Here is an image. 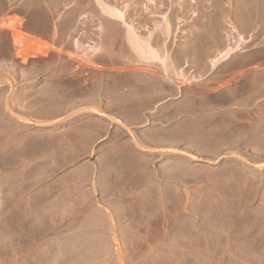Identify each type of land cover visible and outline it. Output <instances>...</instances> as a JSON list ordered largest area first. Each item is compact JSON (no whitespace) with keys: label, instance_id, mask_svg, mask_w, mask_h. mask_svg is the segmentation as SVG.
Listing matches in <instances>:
<instances>
[{"label":"rangeland","instance_id":"obj_1","mask_svg":"<svg viewBox=\"0 0 264 264\" xmlns=\"http://www.w3.org/2000/svg\"><path fill=\"white\" fill-rule=\"evenodd\" d=\"M106 1L119 8L129 5L128 16L142 24L147 20V26L161 20L162 14L173 15L172 24L178 22L173 24L171 41L168 38V50L178 68L196 78L184 83L172 79L175 93L183 92L182 102L172 100L173 109L177 121L189 124L191 148H176L165 156L186 159L188 172L174 175L167 207L158 208L154 222L147 226L157 239L155 254L91 255L87 246L91 240L86 238L92 233L91 225L43 223L41 176L27 175L32 169L9 163L5 147L11 145L0 142V264H264V0ZM153 1L156 13L145 9ZM96 3L0 0V15L15 21L12 31H0V93L9 89L7 98L12 93L14 99L10 105L4 103L5 94L0 97V136L26 137L25 147L36 148L34 152L41 149V87H60L65 89L62 98H71L73 91L72 98L85 100L91 95H77L76 89L104 83L102 72L140 71L141 82L129 78L125 90L141 95L155 93L157 82L166 78L161 68L132 63L131 53L120 41L101 50L102 57L89 58L76 51L74 38L85 45L116 35V21ZM232 30L247 42L212 66L210 59L228 45ZM146 32L143 27L142 33ZM230 135L233 148L215 156L208 138ZM23 186L35 191L27 201L11 200L4 191ZM142 228L133 225L135 232ZM71 234L79 238L62 248L70 243L64 237Z\"/></svg>","mask_w":264,"mask_h":264},{"label":"crops","instance_id":"obj_2","mask_svg":"<svg viewBox=\"0 0 264 264\" xmlns=\"http://www.w3.org/2000/svg\"><path fill=\"white\" fill-rule=\"evenodd\" d=\"M13 22L12 16L0 15V31H12ZM102 73L104 83L76 89L77 95H91L85 100L72 98L73 91L71 98H62L65 89L60 87H41V149L37 152L25 147L26 137L3 133L0 142L11 145L5 147L9 163L32 169L27 175L41 176L43 223L91 225L92 233L86 236L91 240L87 244L91 255L149 257L155 254L157 239L147 226L154 222L158 208L167 207L174 175L188 172L183 157L180 161L165 157L176 148H191L189 124L177 121L173 109L172 100L182 102L183 92L175 93L168 77L157 82L152 95L127 92L126 80L138 79V70ZM7 92L0 97L5 94L4 103L12 105L13 94L9 100ZM208 140L215 156L233 148L231 135ZM19 143L24 146L16 147ZM4 191L18 201H27L35 192L24 186ZM136 224L143 225L140 232L133 231ZM64 238L70 243L62 248L79 237Z\"/></svg>","mask_w":264,"mask_h":264},{"label":"bare ground","instance_id":"obj_3","mask_svg":"<svg viewBox=\"0 0 264 264\" xmlns=\"http://www.w3.org/2000/svg\"><path fill=\"white\" fill-rule=\"evenodd\" d=\"M118 1V0H116ZM134 1V0H133ZM152 1V0H151ZM96 2V1H95ZM115 2V0L113 1ZM150 2V0H149ZM162 2V1H161ZM97 3L100 5L101 7V11H103L104 15H108L110 19H113L115 22V25H116V28L114 26V31H116V35L115 36H110V37H106V39L100 41V42H95L93 44H85V45H82L79 43V41H77V39L74 38L73 40V43L72 45H74L76 51H80L83 55H86L90 58L91 56H95L97 57L96 55H100V51L103 50V51H107L108 50V47H110V44H112L113 42L115 41H120L122 43V45L124 47H126L128 49V51L131 53V56L133 58V61L132 63L136 64V65H142L143 66H148V67H158L161 68V71H162V74L164 73V75H166V77L170 78V79H173V78H177V80H181L183 83L184 82H188V81H191L193 79H196L193 75H190L188 72H185L184 68H178L177 66V63L174 58L172 57V55L170 54V51L168 50L169 47H167V41L170 40L169 36L170 34L172 33L174 35V26L173 24L178 22L177 20L172 24V20H173V15L172 17H168L165 14H162V18L161 20H153L151 19V21L153 22L152 26H147V20H145V24H142V23H139V22H136L134 21V19H132L131 16H128V7L129 5H125L124 8H119L117 6H114L111 5L110 3H108L106 0H97ZM96 3V4H97ZM118 3V2H117ZM153 5L152 7H148V5H146L145 9L146 11L148 10V12H154L156 13L157 12V2L153 1L152 2ZM163 3V2H162ZM133 4V3H132ZM141 4V3H140ZM158 5H162L161 3L158 4ZM157 6V7H156ZM99 7V6H98ZM99 7V8H100ZM130 7V6H129ZM144 9V10H145ZM157 9V10H156ZM160 9V7H159ZM156 10V11H155ZM224 11V10H222ZM168 14V13H167ZM73 15V14H72ZM75 15V14H74ZM130 15V14H129ZM170 15V14H169ZM170 15V16H171ZM177 15V13H176ZM74 17V16H73ZM131 17V18H129ZM151 18V16H150ZM172 18V20H171ZM131 19V20H130ZM103 20V19H102ZM101 20V21H102ZM105 20V19H104ZM109 20V19H108ZM107 20V21H108ZM141 20V19H140ZM71 21V19H70ZM148 22H150V19H148ZM72 23V22H71ZM70 22L69 24L72 25ZM104 23V22H103ZM102 23V24H103ZM112 24V23H111ZM108 25V23H107ZM176 26V24H174ZM222 25V24H221ZM220 25V26H221ZM172 26H173V30H172ZM195 26V25H194ZM215 26V25H213ZM223 26V25H222ZM104 27V26H103ZM102 27V29H103ZM144 27V29L147 30L146 34H143L142 33V28ZM182 27V26H181ZM217 27V26H216ZM148 28V29H147ZM180 28V27H179ZM219 28V27H217ZM108 29V28H107ZM177 29V28H176ZM175 29V31H176ZM213 29H216L215 27ZM179 29H177L178 31ZM181 30V29H180ZM220 30V28H219ZM215 31V30H214ZM212 31V36H213V33H216ZM176 33V32H175ZM229 33V32H228ZM227 33V34H228ZM219 34V33H218ZM226 34V33H225ZM217 35V34H216ZM216 35L214 37H216ZM162 36L163 40L160 42L159 41V37ZM218 36V35H217ZM173 37V36H172ZM210 37V36H209ZM224 37H227L224 36ZM228 39H229V43L226 47H224V49L222 51H219L217 52L216 56H214L213 58L210 59V63L212 66H216L220 61L222 60H225L226 58H228V56L231 54V52H233L235 49H238L241 47V45L244 43V42H247L246 39H244V37L242 35H239V36H235L234 34V30L231 31V33L228 34ZM169 38V40H168ZM175 38V37H174ZM173 39V38H172ZM225 39V38H224ZM227 39V40H228ZM216 40H219V39H216ZM223 40V39H222ZM221 40V41H222ZM226 40V39H225ZM171 41V40H170ZM174 40L170 43H173ZM188 42V41H187ZM194 42V41H193ZM215 42H219V41H214ZM227 42V41H226ZM120 43V44H121ZM191 43V42H189ZM211 43H209L210 45ZM218 44V43H217ZM223 44V42L221 43ZM227 44V43H226ZM117 46V44H115ZM208 45V44H207ZM220 45V43H219ZM197 46V45H196ZM212 46V45H211ZM214 46V45H213ZM217 46V45H215ZM222 46V45H221ZM221 46H220V49H221ZM115 48V47H114ZM208 48V47H207ZM211 48V47H209ZM214 48V47H213ZM218 48V47H217ZM122 49V48H121ZM121 52V51H120ZM185 52V51H183ZM103 53V52H101ZM108 52H106L107 54ZM117 53V52H116ZM110 54V53H108ZM107 54V55H108ZM186 54V53H185ZM106 55V56H107ZM182 55V54H181ZM82 56V55H80ZM101 56V55H100ZM105 56V53L103 55V57ZM183 56L184 53H183ZM182 59H185L183 58ZM188 56V54H187ZM186 56V57H187ZM84 57V56H83ZM102 57V56H101ZM129 57V56H128ZM177 58V56H175ZM180 57V55H179ZM178 57V58H179ZM180 57V58H181ZM105 58V57H104ZM122 58V57H121ZM124 58V57H123ZM122 58V59H123ZM175 58V59H176ZM179 58V59H180ZM188 58V57H187ZM186 58V59H187ZM84 59V58H83ZM88 59V58H87ZM124 59H127L128 58H124ZM123 59V60H124ZM178 59V60H179ZM112 60V59H110ZM177 60V59H176ZM125 61V60H124ZM131 61V59H130ZM187 61V60H186ZM128 62V61H127ZM181 62V61H179ZM185 62V61H184ZM131 63V62H130ZM128 64V63H127ZM179 65V63H178ZM126 66V65H125ZM135 66V65H134ZM139 67V66H138ZM141 68V67H139ZM149 69V68H148ZM147 69V70H148ZM152 68H150L151 70ZM157 69V68H156ZM144 70H146L144 68ZM154 69H152L153 71ZM155 71V70H154ZM157 71V70H156ZM160 71V70H159ZM140 72V71H139ZM151 72V71H150ZM149 72V73H150ZM157 73V72H156ZM155 73V75H156ZM160 73V72H159ZM135 73H133L132 75H134ZM151 74H154L153 72ZM158 74V73H157ZM145 75V74H143ZM148 75V74H146ZM160 75V74H159ZM128 76V75H127ZM150 77V75H148ZM142 78V76H141ZM147 78V77H145ZM144 78V79H145ZM163 78V76H162ZM136 79V77H135ZM151 79V78H150ZM149 79V80H150ZM139 80V79H138ZM143 80V79H142ZM146 80V79H145ZM147 80V81H149ZM175 80V79H174ZM137 81V80H136ZM140 81V80H139ZM146 81V82H147ZM141 82V81H140ZM144 82V81H142ZM150 88V87H149ZM148 88V89H149ZM147 91V90H145ZM151 91V90H150ZM149 91V92H150ZM147 93V92H146Z\"/></svg>","mask_w":264,"mask_h":264}]
</instances>
